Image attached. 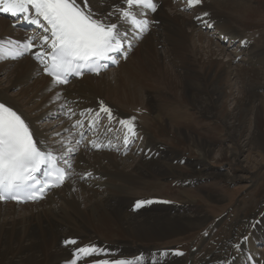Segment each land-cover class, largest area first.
Instances as JSON below:
<instances>
[{
    "label": "bare ground",
    "instance_id": "6f19581e",
    "mask_svg": "<svg viewBox=\"0 0 264 264\" xmlns=\"http://www.w3.org/2000/svg\"><path fill=\"white\" fill-rule=\"evenodd\" d=\"M154 2L155 12L134 9L140 13L137 18L148 24L140 34L119 18V11L109 16L126 7L125 0H90L94 12L117 23L130 51L117 67L105 70L111 72L108 76L105 71L84 75L64 86L54 85L34 58L41 50L36 42L43 30L34 26L33 34L26 33L15 27L16 21L0 15L6 57L0 59V102L17 110L40 146L58 155L67 168L63 186L49 191L39 203L0 202V264H71L75 249L85 245L100 253L77 264L102 260L264 264V256H256V240L246 241L241 234L252 211L240 212L229 221L219 240L198 260L140 244L186 234L209 218L199 212L200 204H209L204 198L184 194L173 201L157 193L170 177L186 186L211 175L205 163L213 157L214 146L181 128L191 121L188 109L220 123L228 141L237 138V150L227 146L214 159L247 166L253 159L240 156L243 146L238 141L247 126L249 140L264 149V101L259 99L264 85V31L258 33L256 43L238 26L249 1L200 0L189 6L187 0L193 15L183 11L186 6L179 0ZM171 3L175 6L169 13L166 6ZM204 25L214 29L215 38H225L231 46L238 42L240 48L236 53L228 51L202 30ZM32 36L37 37V47L12 58L15 45L11 42L24 43ZM240 52L245 56L241 60ZM101 104L114 119L100 112ZM46 117L52 119L42 122ZM133 117L134 135L119 122ZM88 122L92 127L80 147L73 133L80 126L84 130ZM132 137L142 141L121 153ZM97 143L99 149L94 147ZM220 176L229 181L238 177ZM208 197L218 201L223 196ZM138 201L145 203L137 207ZM258 231L264 232V226ZM65 240L76 244L66 245Z\"/></svg>",
    "mask_w": 264,
    "mask_h": 264
},
{
    "label": "snow or ice",
    "instance_id": "6c2138e0",
    "mask_svg": "<svg viewBox=\"0 0 264 264\" xmlns=\"http://www.w3.org/2000/svg\"><path fill=\"white\" fill-rule=\"evenodd\" d=\"M199 3L200 0H188L189 6ZM125 4L126 7L110 12L109 16L119 11L121 20L141 31L146 30L147 21L138 20L140 13L134 9L155 12L157 5L154 0H125ZM0 12L23 15L28 23L43 29L39 36L41 51L35 52L34 58L52 77L54 85L66 84L70 76H81L85 71L98 73L101 67H106L101 62L110 60L111 54L120 52L123 46L124 37L117 23H110L94 12L90 0H0ZM36 39L32 36L27 37L24 43L11 42L15 45L12 58L32 52L37 47ZM3 53L4 41L0 39V59L6 58ZM100 112L107 114L109 120L114 119L111 110L103 104ZM99 115L96 114L97 118ZM134 119L119 121L133 135ZM42 168L46 169V178L39 180L36 174ZM66 178L65 170L58 167V157L40 146L30 124L17 110L0 102V200L11 198L19 201L21 193H30L28 199H39L47 189L59 186ZM142 203L145 201H138L137 207ZM64 243L75 245L76 241L65 240ZM96 251L88 245L77 247L71 264L83 261ZM98 264H132V261L102 260Z\"/></svg>",
    "mask_w": 264,
    "mask_h": 264
},
{
    "label": "rangeland",
    "instance_id": "374dc122",
    "mask_svg": "<svg viewBox=\"0 0 264 264\" xmlns=\"http://www.w3.org/2000/svg\"><path fill=\"white\" fill-rule=\"evenodd\" d=\"M179 1L188 7L187 0ZM248 1V8L240 15L241 17L238 26L242 28L244 34L257 39L258 33L264 31V1ZM174 6L175 5H172V3L171 5L166 6L167 11L172 13ZM183 11L189 15H193V11L190 7L187 9L184 8ZM209 28L202 27V30H204L208 36L217 39L215 38L217 34L214 33V29H212V27ZM223 39L225 40V38ZM257 40L256 43H259L260 41ZM220 42L222 46H226L228 51H232L233 53H236L237 49L240 48V45L236 40L233 41L236 42V45L234 46H230L229 43L221 40ZM132 53L134 54L135 51ZM238 57L241 60L245 56L241 53ZM237 63L239 64L240 62H236V64ZM259 66H262V64ZM261 69L262 68H260V71ZM105 73V76H108V73L111 72L105 71ZM230 78L236 80V77L233 75L230 76ZM237 81L236 83L239 85L240 80ZM259 93V99L264 101V85L259 88ZM187 112H189V118L191 121L181 128L191 135L202 138L206 142L209 141V143L214 146L213 157L210 159L208 158L205 163V169L211 172V175L202 180L198 179L193 186L187 184L186 186L181 185L178 183V180L173 179L174 177H170L164 180L166 184L164 183L157 193L158 195H163L169 199L172 198L171 200L173 201H178L184 194H188L192 197L196 196L199 198L201 197L202 199L204 198L209 204H200L199 212L207 214L209 218L203 226L196 230L189 231L186 234L161 241H145L140 244L143 247L170 249L172 252L178 250L176 253H182V255H180L181 257H185L191 261L198 260L203 257L202 255L206 253L209 246H211L216 240H219L221 232L227 226L229 221H233L240 212L252 211L254 214L251 216V221L241 234L246 241L250 239L256 240L254 242V248H257L256 256L262 258L264 256V232H259L258 229L262 231L264 226V220H262L264 215V158H261L262 156L264 157V149L256 147L255 144L249 140L250 130L249 126H247L246 130L238 138V141L243 146L240 156L243 158L248 156L253 160H251L247 166H244V163L231 164L227 160H216L214 157L217 155L218 150L227 146H230L233 149L238 147L235 143L237 138L234 139L235 141H228L222 125L215 122L213 118L200 117L190 109H188ZM54 115L55 114H50V116ZM58 115L59 114H57V116ZM48 118L52 119L51 117ZM48 118H43L42 122ZM139 140V142L142 141V139ZM133 143L138 144L137 142ZM262 143L264 146V140ZM180 164L184 165V162L182 161ZM220 174H233L238 177L229 181L224 180ZM194 182L195 181H192V183ZM177 183L178 185H176ZM209 194L216 196L220 195L223 197L221 200L214 201L208 197ZM37 202L39 203L40 201ZM257 231L259 233H255Z\"/></svg>",
    "mask_w": 264,
    "mask_h": 264
}]
</instances>
